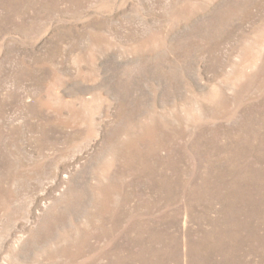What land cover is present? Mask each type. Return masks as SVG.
<instances>
[{"label":"rangeland","instance_id":"374dc122","mask_svg":"<svg viewBox=\"0 0 264 264\" xmlns=\"http://www.w3.org/2000/svg\"><path fill=\"white\" fill-rule=\"evenodd\" d=\"M0 264H264V0H0Z\"/></svg>","mask_w":264,"mask_h":264}]
</instances>
